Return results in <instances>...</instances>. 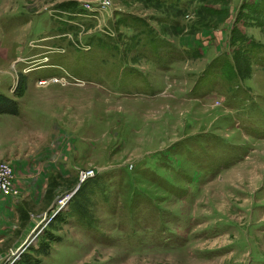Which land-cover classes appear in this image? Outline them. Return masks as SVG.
<instances>
[{"label":"rangeland","instance_id":"1","mask_svg":"<svg viewBox=\"0 0 264 264\" xmlns=\"http://www.w3.org/2000/svg\"><path fill=\"white\" fill-rule=\"evenodd\" d=\"M108 1L0 0V162L61 168L0 193V264H264V0Z\"/></svg>","mask_w":264,"mask_h":264},{"label":"crops","instance_id":"2","mask_svg":"<svg viewBox=\"0 0 264 264\" xmlns=\"http://www.w3.org/2000/svg\"><path fill=\"white\" fill-rule=\"evenodd\" d=\"M37 84H38V81H37ZM8 128L9 130L8 129L0 130V150L5 148L4 143H6L9 147L11 144H13L14 146L17 144V146H19V141H22L21 138H24L25 136H27L29 134L28 131H32L33 129H35V128H32L31 125L29 129L26 127L15 128L14 126H9ZM41 145H42V142L36 143L37 147ZM4 154L5 153L0 151V158H2ZM9 162H11L14 167V172H15L14 182L17 187L20 188L21 184L19 182L26 181V177L28 176H30V180H33L35 182V186L37 187H34L33 185L31 186L32 192H30V195L32 196L34 193H38L39 192L38 189L41 187H43L42 191L44 195V191L46 188L45 186L47 184V181L50 179V177H52L50 175L59 172L61 169L59 168L58 163H53L51 160H47L46 162H44V160H41L40 158L38 159L34 158L33 161L30 159V164L18 158L14 160L13 157L11 158V160H9ZM41 195H42V192H41Z\"/></svg>","mask_w":264,"mask_h":264},{"label":"trees","instance_id":"3","mask_svg":"<svg viewBox=\"0 0 264 264\" xmlns=\"http://www.w3.org/2000/svg\"><path fill=\"white\" fill-rule=\"evenodd\" d=\"M19 81V80H18ZM20 88V82H17L16 88L14 89V92L16 95H18ZM19 92V93H18ZM15 95V96H16ZM3 113H9V114H17L18 113V101L15 97L0 93V114ZM94 176L85 179L82 181V183L78 186L77 190L74 192L73 196L71 197V202H72V207L78 211L75 212L74 214H81L83 216H86L83 210H85L86 203H87V198L83 199L82 195L84 194V191L88 192V188L90 185L95 187H98L97 181L98 179L93 178ZM58 183L54 176L50 177V179L47 182V186L44 191L43 199L44 201L48 204L53 200L54 193L53 189L57 187ZM93 188V189H94ZM92 188L89 189V193L91 192ZM35 252L38 254H42L44 256L49 254V248L47 245H42L40 246L39 249H36ZM23 259L25 261V264H33L32 259H30V255H24Z\"/></svg>","mask_w":264,"mask_h":264},{"label":"built area","instance_id":"4","mask_svg":"<svg viewBox=\"0 0 264 264\" xmlns=\"http://www.w3.org/2000/svg\"><path fill=\"white\" fill-rule=\"evenodd\" d=\"M104 5H109L108 0H104ZM57 78H51V80H39L38 85H45L48 82H58ZM15 172L14 167L9 161L0 162V193H17V189L14 187Z\"/></svg>","mask_w":264,"mask_h":264},{"label":"water","instance_id":"5","mask_svg":"<svg viewBox=\"0 0 264 264\" xmlns=\"http://www.w3.org/2000/svg\"><path fill=\"white\" fill-rule=\"evenodd\" d=\"M76 190H77V189H76ZM74 192H75V191H74ZM69 198H70V196L67 197V200H68ZM55 201H56V200H54V201L51 203V205H50V208H51V209H53V208L56 207V205H55ZM52 205H54V207H53ZM50 208H49V209H50ZM58 210H60V208H58L57 211H58Z\"/></svg>","mask_w":264,"mask_h":264}]
</instances>
